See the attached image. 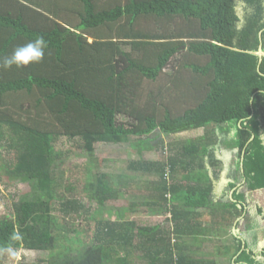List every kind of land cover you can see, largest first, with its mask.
<instances>
[{
  "label": "trees",
  "instance_id": "1",
  "mask_svg": "<svg viewBox=\"0 0 264 264\" xmlns=\"http://www.w3.org/2000/svg\"><path fill=\"white\" fill-rule=\"evenodd\" d=\"M26 1L0 0V60L39 36L47 43L40 62L0 68V157L6 152L0 168L30 185L13 205L15 219L0 220V250L49 252L38 263L20 264H188L174 238L182 228L199 227L194 222L205 216L200 207L217 214L220 197L226 200L223 219L243 217L248 206L242 187L264 189V0H62L59 6L54 0ZM62 9L78 19L66 21ZM144 19L180 20L183 27L152 32L142 27ZM179 54L186 61L180 60L183 67L171 83L181 90L188 86L173 100L194 102L183 113L167 102V89L146 92L144 83L157 82ZM199 128L206 129L204 135L179 143L164 161H128L131 171L160 176L145 182L148 198L140 203L170 210L173 230L131 219L136 202L109 208L107 202L120 200L132 178L123 176L119 188L106 173L84 186L99 204L89 215L95 221L89 242L77 225L71 235L53 215L57 203L65 219L92 210L66 194L72 187L59 174L65 163L60 138L81 140L93 163L100 142ZM222 130L231 137L214 135ZM220 141L238 149L236 173L243 184L220 182ZM106 211L112 216L105 217ZM233 238L240 253L236 264H264L258 258L264 249L246 245L241 251L242 239Z\"/></svg>",
  "mask_w": 264,
  "mask_h": 264
},
{
  "label": "rangeland",
  "instance_id": "2",
  "mask_svg": "<svg viewBox=\"0 0 264 264\" xmlns=\"http://www.w3.org/2000/svg\"><path fill=\"white\" fill-rule=\"evenodd\" d=\"M24 3H28L26 0H22ZM58 1L57 5L59 6L62 4V0H54ZM126 1V0H125ZM127 2V1H126ZM61 15L68 20H77L78 18H68L65 15L64 9H62ZM147 22H142V27L144 29H150L152 32L161 31L163 33L167 30L168 32H173L175 28H182V22L180 20L177 21H165L159 22L156 19H144ZM175 29V30H174ZM163 35V34H161ZM188 39V38H187ZM93 38H91V41ZM186 40V39H185ZM184 54H179L177 59L173 62V64L164 69V73L158 78L157 82H151L145 80V89L146 92L150 90H155L156 92L162 88L167 89L169 92L166 93V100L167 102H172V107L176 105L175 111L177 113H183L184 110L194 105V102L189 103L184 102L182 100L174 101L173 96L180 92L186 91L188 84H183L181 90L180 88H176L174 84L171 83L173 81V77H175V72L182 68L183 65H180V60L184 59ZM186 61V59H184ZM191 69L186 70V77L188 78L191 76ZM184 72V71H183ZM120 121H127V118L120 117ZM225 126V125H224ZM214 128V127H211ZM218 129V127H216ZM206 129L199 128L191 131H186L177 134L166 135L160 133L158 130L154 131L151 136L144 137V136H132L129 141L123 143H104L100 142L96 144V155L93 158V163H91V159L87 155L86 151L81 147L82 141L79 139L70 140L66 137H62L59 139L57 143V147L59 150H62L65 153V163L62 165V176H63V185L71 186V189H66V194L70 197H78L87 205L92 206L91 211H83L82 216L73 215L70 219L63 218V214L58 209L59 204H56L57 209L53 212V215L59 216L61 218V222L66 224L68 227L71 228L69 234L74 235V227L77 225L80 234L79 236L85 238L87 242L90 241L92 235L95 232V221L89 220V215H92L95 209L99 207L97 201H91L88 197L87 193L84 190V186L87 182L94 178L96 174H103L106 173L108 175V179L116 185V187L120 188L122 184L123 176L127 178H132V181L129 183L128 186H125L123 191L124 195L118 201H108L107 205L109 208H117L127 206L129 207L132 203L136 202L137 204L146 200L148 195L145 192V182L146 181H155L158 182L160 180V176L157 173L153 175H148L146 173H137L134 171L129 170L128 161L129 160H138V159H146V160H159L164 161L171 156L174 151H176L177 145L181 142H184L187 139H196L197 137L204 135ZM214 135H217L219 139L221 137L226 136L230 138L231 135L228 134V131H218ZM216 150H219V154L217 158L219 160V168L222 172H218L221 176V181L224 185H226L227 181L236 180L239 183L243 184V179L240 177L238 173H236V162L239 158L238 149L234 148L233 146L226 144L223 145L221 141L218 145H216ZM1 151V149H0ZM6 154V152H5ZM0 157V165H2L4 160V155ZM3 158V160H2ZM134 177V178H133ZM172 181V180H170ZM132 185V186H131ZM221 184L219 183L217 190L221 191L223 189L219 188ZM125 189H127L125 191ZM30 190V185L26 182H22L19 179H15L14 177L9 176L7 173L1 170L0 168V220L5 218H14L15 213L13 210V205L15 202L23 199ZM247 195V214L244 218L246 221H241V225L246 227L248 231V238L250 239V245L255 250L256 249H264V236H260L259 232L264 230V189L256 190L249 192L246 190V187H242V189ZM145 193V194H144ZM144 194V196H143ZM218 207L220 208L218 218L219 221L223 218L222 217V210L224 202L226 203L225 199H221L220 197H216ZM219 199V200H218ZM136 214L137 209H141ZM113 216L109 211H106L105 217L112 216L113 219L117 217L115 211H113ZM131 209V208H129ZM154 209L158 210L159 217H155L151 215V212L154 213ZM162 206L161 208L158 205H148L143 206L140 205L131 215L129 216L131 219H135L138 221L139 225L146 226V224L151 223H164L167 216L162 215L163 213ZM132 210V209H131ZM210 211V209H207ZM210 214V213H209ZM153 218H147V216ZM162 215V216H160ZM211 215V219H213V215ZM226 215V214H225ZM215 216V215H214ZM228 216H230L228 214ZM203 218L201 221H204ZM209 221V219H206ZM248 222V225L246 223ZM218 229H221V225L210 224ZM224 225V223H223ZM240 225V226H241ZM210 228V227H209ZM227 229V228H226ZM218 231V230H217ZM236 232H239L236 229ZM222 236V234H221ZM217 244V243H216ZM120 250V249H119ZM213 251L211 255L203 254L204 263H209L208 258L217 260L220 255L219 249L217 247H208V251ZM222 250V248H221ZM121 254L124 253V250H120ZM48 251H36L30 250L26 248H21L19 250H0V264H20V263H32V262H39L40 259L48 258ZM132 257L135 260H138V253H132ZM202 261V260H201ZM40 264V263H39ZM42 264H47L46 262Z\"/></svg>",
  "mask_w": 264,
  "mask_h": 264
},
{
  "label": "crops",
  "instance_id": "3",
  "mask_svg": "<svg viewBox=\"0 0 264 264\" xmlns=\"http://www.w3.org/2000/svg\"><path fill=\"white\" fill-rule=\"evenodd\" d=\"M228 182L229 181H227L226 183ZM145 203L146 202L138 203L137 207L140 205L146 206L147 204ZM159 207L161 208V206ZM207 209L210 208L200 207L199 209V212H202L203 215H205L203 217L205 220L201 222L198 221V223L194 222V224H198L199 226L198 228L196 227L182 228L185 230L184 233H182L179 237L176 236L174 238V240H176L177 249L180 252H183L184 253L183 255L190 259L191 264H207L203 262L204 261L203 254L205 253L211 255L212 252L213 251L215 252L216 250L208 251V247L209 246L217 247V250L219 249V252L221 251L219 257L217 258V260L212 261L209 256L208 264H236L237 263L236 259L240 256V253L235 254L236 246L233 235L235 236L238 235V237L242 239L243 248L241 251H243L246 248V245H248L249 248L254 249L253 247H251L250 239L248 238L249 230L241 225V221L243 222L246 221V218L244 217L247 214V212L245 215H243V217H238L234 219V216L232 217L226 216V218L224 217L225 219L222 218L219 221L218 214H214L215 216L213 215L212 216L213 219H211V215L209 214V211ZM139 210H142V208L137 209L136 214H138ZM153 211L154 213L151 212V215L155 217H159V215H157L159 213L157 209H154ZM162 215L167 216L164 223L157 222V223H151V225L161 224L162 226L164 225L166 228L173 230L174 221L171 218L172 214L170 210L163 212ZM147 218H151V217H149L148 215ZM151 219L153 220V218ZM206 219H209V221H207ZM210 224L221 225V229H218ZM148 225L150 224L147 223L146 226ZM247 225L248 222L246 223L245 226ZM235 229H238L239 232L236 233ZM259 235L264 236V230L262 232L260 231ZM137 241H139V239H137ZM258 258L264 259V256L260 255L258 256ZM193 260H197V261L195 262ZM189 262L188 264H190Z\"/></svg>",
  "mask_w": 264,
  "mask_h": 264
},
{
  "label": "clouds",
  "instance_id": "4",
  "mask_svg": "<svg viewBox=\"0 0 264 264\" xmlns=\"http://www.w3.org/2000/svg\"><path fill=\"white\" fill-rule=\"evenodd\" d=\"M46 47V41L42 36H39L34 40L16 47L9 56L3 57L0 60V68L11 69L13 66L21 68L31 63H38L43 60Z\"/></svg>",
  "mask_w": 264,
  "mask_h": 264
},
{
  "label": "water",
  "instance_id": "5",
  "mask_svg": "<svg viewBox=\"0 0 264 264\" xmlns=\"http://www.w3.org/2000/svg\"><path fill=\"white\" fill-rule=\"evenodd\" d=\"M259 54H260V55H263L262 51H260ZM235 231H236V229H235Z\"/></svg>",
  "mask_w": 264,
  "mask_h": 264
}]
</instances>
